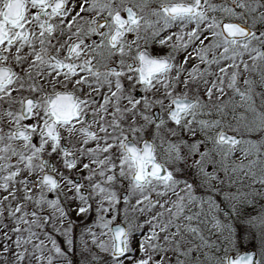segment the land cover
Here are the masks:
<instances>
[{
    "label": "snow or ice",
    "instance_id": "1",
    "mask_svg": "<svg viewBox=\"0 0 264 264\" xmlns=\"http://www.w3.org/2000/svg\"><path fill=\"white\" fill-rule=\"evenodd\" d=\"M74 256L264 264V0H0V264Z\"/></svg>",
    "mask_w": 264,
    "mask_h": 264
},
{
    "label": "rangeland",
    "instance_id": "2",
    "mask_svg": "<svg viewBox=\"0 0 264 264\" xmlns=\"http://www.w3.org/2000/svg\"><path fill=\"white\" fill-rule=\"evenodd\" d=\"M221 175H222V174H221ZM93 215H94V213H93ZM78 219H79V218H77V217L75 216V214L72 215V220H73V221H75V222L78 223ZM89 222H90V221H89ZM76 232H77V234H79V232H80V228H79V227L76 228ZM252 247L255 248V242H254V241H253V243H252L251 245H244V244H241V245H240V250H241V249H248V250L250 249V250H253V251H254L255 249H253ZM79 259H80V258H79L78 256H74V257H73L74 264H79Z\"/></svg>",
    "mask_w": 264,
    "mask_h": 264
},
{
    "label": "water",
    "instance_id": "3",
    "mask_svg": "<svg viewBox=\"0 0 264 264\" xmlns=\"http://www.w3.org/2000/svg\"><path fill=\"white\" fill-rule=\"evenodd\" d=\"M247 251H252V250H246V251H244V252H241V254H243V253H245V252H247Z\"/></svg>",
    "mask_w": 264,
    "mask_h": 264
},
{
    "label": "trees",
    "instance_id": "4",
    "mask_svg": "<svg viewBox=\"0 0 264 264\" xmlns=\"http://www.w3.org/2000/svg\"><path fill=\"white\" fill-rule=\"evenodd\" d=\"M252 248H253V247H252ZM253 249H255V248H253ZM241 250H242V249H241ZM241 250H240V251H241Z\"/></svg>",
    "mask_w": 264,
    "mask_h": 264
}]
</instances>
